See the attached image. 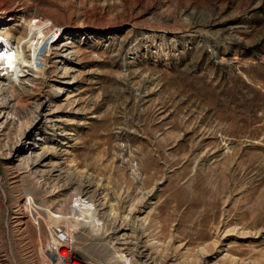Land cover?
<instances>
[{
    "label": "rangeland",
    "instance_id": "rangeland-1",
    "mask_svg": "<svg viewBox=\"0 0 264 264\" xmlns=\"http://www.w3.org/2000/svg\"><path fill=\"white\" fill-rule=\"evenodd\" d=\"M0 54V260L49 211L92 264H264V0H0Z\"/></svg>",
    "mask_w": 264,
    "mask_h": 264
},
{
    "label": "built area",
    "instance_id": "built-area-1",
    "mask_svg": "<svg viewBox=\"0 0 264 264\" xmlns=\"http://www.w3.org/2000/svg\"><path fill=\"white\" fill-rule=\"evenodd\" d=\"M55 217L57 220L60 218ZM39 227V226H38ZM46 239L39 235V248L37 253H29L28 264H92L83 261L78 255L74 235L72 231L62 222L55 225H47Z\"/></svg>",
    "mask_w": 264,
    "mask_h": 264
},
{
    "label": "crops",
    "instance_id": "crops-1",
    "mask_svg": "<svg viewBox=\"0 0 264 264\" xmlns=\"http://www.w3.org/2000/svg\"><path fill=\"white\" fill-rule=\"evenodd\" d=\"M14 232L17 233L16 231ZM15 233L13 234L15 235ZM17 236L19 237L20 235L18 234ZM38 248L39 244L33 241L32 238H28V236H26L24 240L18 238L12 245L9 257H7L6 260L1 259L0 264H28L29 258L31 257L29 253L31 252L35 255ZM0 258H2V256Z\"/></svg>",
    "mask_w": 264,
    "mask_h": 264
},
{
    "label": "bare ground",
    "instance_id": "bare-ground-1",
    "mask_svg": "<svg viewBox=\"0 0 264 264\" xmlns=\"http://www.w3.org/2000/svg\"><path fill=\"white\" fill-rule=\"evenodd\" d=\"M2 41V43L4 44V45H6V49H5V56H4V58H6V60L8 61V59H9V45L7 44V42H5V41H3V40H1ZM42 42V41H41ZM42 44V43H41ZM222 137L224 138L223 139V141L225 142V140H226V138H225V136H223L222 135ZM226 145V144H225ZM18 178H19V176H17V177H13V179H14V183H16V182H18L19 183V181H18ZM81 198V197H80ZM78 199V198H77ZM82 200V199H81ZM76 203H77V201H75ZM75 203V204H76ZM81 203V202H80ZM74 204V203H73ZM74 204V205H75ZM96 207H94V209H95ZM248 208V207H247ZM36 210H39L40 211V209H36ZM260 211V210H259ZM97 211L95 210V213H96ZM98 213V212H97ZM260 213H262V211L260 212ZM62 214V213H61ZM59 215V218H60V221L59 222H62V223H64V224H66L67 226H71V224H70V215L69 214H63V215ZM79 216H84V214L82 213V210L80 211V213H79ZM92 217V218H97V214H96V216H94L93 215V213L92 212H88V217ZM99 216V215H98ZM56 216H54V217H52L51 218V216H50V212L48 211V220L50 221V224H52V225H55V224H57V222L55 221V218ZM250 217H253V216H250ZM23 219V218H22ZM262 221V223L264 222V217H263V219L261 220ZM58 222V223H59ZM38 226H39V224H38ZM71 227H73L72 229H75V227L74 226H71ZM71 229V231H73ZM74 232V231H73ZM100 233H98V235H99ZM101 235V234H100Z\"/></svg>",
    "mask_w": 264,
    "mask_h": 264
}]
</instances>
